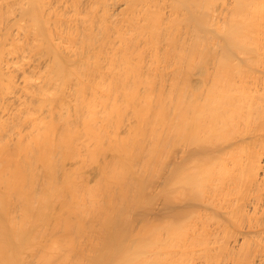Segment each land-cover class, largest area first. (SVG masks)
<instances>
[{
  "label": "bare ground",
  "instance_id": "6f19581e",
  "mask_svg": "<svg viewBox=\"0 0 264 264\" xmlns=\"http://www.w3.org/2000/svg\"><path fill=\"white\" fill-rule=\"evenodd\" d=\"M0 264H264V0H0Z\"/></svg>",
  "mask_w": 264,
  "mask_h": 264
}]
</instances>
